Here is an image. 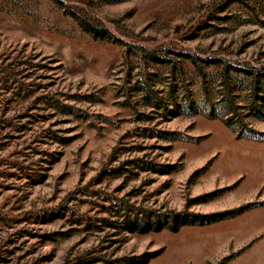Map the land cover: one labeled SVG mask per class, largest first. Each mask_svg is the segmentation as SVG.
Instances as JSON below:
<instances>
[{"label": "rangeland", "instance_id": "obj_1", "mask_svg": "<svg viewBox=\"0 0 264 264\" xmlns=\"http://www.w3.org/2000/svg\"><path fill=\"white\" fill-rule=\"evenodd\" d=\"M262 65L264 0H0V264H264Z\"/></svg>", "mask_w": 264, "mask_h": 264}, {"label": "trees", "instance_id": "obj_2", "mask_svg": "<svg viewBox=\"0 0 264 264\" xmlns=\"http://www.w3.org/2000/svg\"><path fill=\"white\" fill-rule=\"evenodd\" d=\"M245 81V97L242 99V103H237V122L243 115L257 113L264 107V65L260 66L255 71L246 74ZM241 108H244L242 111Z\"/></svg>", "mask_w": 264, "mask_h": 264}]
</instances>
